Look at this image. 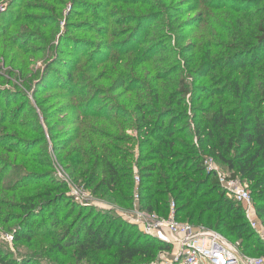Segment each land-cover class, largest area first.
I'll return each instance as SVG.
<instances>
[{"label":"rangeland","instance_id":"obj_1","mask_svg":"<svg viewBox=\"0 0 264 264\" xmlns=\"http://www.w3.org/2000/svg\"><path fill=\"white\" fill-rule=\"evenodd\" d=\"M262 34L264 0H0V264H115L117 247L87 242L113 220L141 232L132 220L142 177L183 219L216 225L229 205L217 211L209 183L233 172L218 144L232 157L248 111L264 115ZM220 107L233 123L212 128ZM157 113L182 145L167 160L177 179L160 168L155 136H143L140 119ZM113 144L128 155L124 164L110 151L132 166V196L84 185V171L102 165L98 148L79 166L82 152ZM242 180L261 205L255 181ZM83 246L89 260L78 258Z\"/></svg>","mask_w":264,"mask_h":264},{"label":"trees","instance_id":"obj_2","mask_svg":"<svg viewBox=\"0 0 264 264\" xmlns=\"http://www.w3.org/2000/svg\"><path fill=\"white\" fill-rule=\"evenodd\" d=\"M259 40L264 43V34L259 36ZM223 107L213 115V119L211 122L212 128H224L230 124H232V120L229 116L223 114ZM119 115L123 116V113ZM125 114V112H124ZM138 120V119H137ZM142 123V127H146L145 135L146 137L155 136V141L157 142L155 147L153 148L164 160V163L161 165V169L164 172H168L172 174L173 179H177L174 174L178 170L177 161H167L169 156V152H171L176 147H182L181 143L176 141L173 137L176 133H172V129L170 128L169 132L165 133V123L166 116L164 113H157L152 118L145 117L140 119ZM211 130V129H210ZM238 138L236 141L238 145H232L231 148L234 147V155L232 157H227L224 153H221V147L224 144H218V157L228 165V168L231 169L232 177H239L241 179H246L248 181H255V189L259 193V196L262 197L263 203L261 205H256V199L253 196L256 210L258 213V217L260 219L259 214L264 213V115L263 113H256L254 110L248 111L247 117L243 118L242 127L239 130ZM213 136V131L209 133ZM248 145L245 151L240 152L241 147L239 145ZM220 146V147H219ZM89 147V146H88ZM86 148V152H82V156L80 158L79 166L85 163L87 155H92V149L96 151L99 148V152L94 154L95 156V165L98 166L100 163L102 165L100 175L96 174L95 167L90 171L86 169L83 174L84 185L87 188H94L95 191H99L104 189L105 186L109 185V191L112 194L118 195L119 192L117 190L125 189V192L130 196L133 193L134 188V180H133V171L132 166H128V168H120V165L114 157H112L111 149L115 150V154L118 156L122 155L123 162L125 164L126 159L128 158L127 154H121V149L115 145L100 146L95 149ZM123 153V152H122ZM198 166H201L199 163ZM202 170V169H201ZM124 172V173H122ZM102 176H105L103 179ZM142 177V176H141ZM101 179V181H100ZM149 182L146 177L141 178V185L139 189L140 193V204L144 210L147 211H156L160 215L165 216L170 212V204L172 201H167L164 196L163 191H159L156 194L152 193V187H149ZM192 185L189 186V188ZM194 186V185H193ZM208 186V185H206ZM209 186L211 190H216L219 196L220 208L217 209L220 212L224 207L228 206L224 215L218 217L216 225H213V217L208 222H203L200 220L194 221L193 219L185 220L182 218L181 214L185 209L180 207L178 201L173 200L176 204V215L179 220L188 221L197 225H205L207 227L218 230L231 241L235 242V237L241 240L240 245L242 251L249 255H264V244L258 238V234H253L254 231L248 221L246 220L243 207L234 202L237 206L233 207L232 204L225 197V191L221 188L217 177L212 178L210 180ZM187 188L188 185H185ZM120 194V193H119ZM154 196H157L155 200H153ZM120 197V196H119ZM120 201L123 203L132 204L133 199H126L125 197H120ZM178 200V199H177ZM202 210H211L212 207L208 206L207 203L203 204ZM199 208V207H198ZM233 210V213L231 211ZM238 216L240 218V222L237 224H232L229 222L230 219L236 218ZM118 223L113 220L112 225H110L109 229H104L100 231L93 232V239L87 242V245L94 246L97 251H103L106 249H111L113 247H117V253L115 255V264H134L136 260H145V258L152 257V260L158 256L159 252L164 249H168L169 246L164 244L146 234H144L141 230L139 234L134 233L133 231H127L126 228H122L118 225V227L113 230ZM226 229V232L224 231ZM113 232V234H112ZM88 233H92L91 228H89ZM256 233V232H255ZM116 237H119V240H116ZM24 238V235L17 234L16 240H21ZM111 241H109L110 239ZM80 254L78 255L79 259H88L90 253H88V247H80ZM89 260V259H88ZM151 260V261H152ZM142 264H152L148 263V261H141Z\"/></svg>","mask_w":264,"mask_h":264},{"label":"built area","instance_id":"obj_3","mask_svg":"<svg viewBox=\"0 0 264 264\" xmlns=\"http://www.w3.org/2000/svg\"><path fill=\"white\" fill-rule=\"evenodd\" d=\"M206 162L208 170L213 171L212 163ZM216 177L226 195L243 207L250 227L264 240L261 221L248 186L232 174L217 172ZM135 179L140 182V176L136 175ZM135 198L132 222L144 234L169 246L159 252L152 264H264V255L244 253L240 243L231 241L218 230L179 220L174 201L170 204L169 214L162 216L141 207L139 192ZM13 239V236L8 237L10 241Z\"/></svg>","mask_w":264,"mask_h":264}]
</instances>
